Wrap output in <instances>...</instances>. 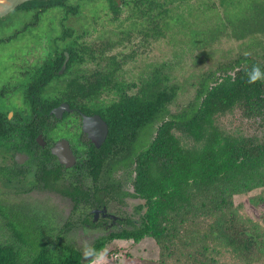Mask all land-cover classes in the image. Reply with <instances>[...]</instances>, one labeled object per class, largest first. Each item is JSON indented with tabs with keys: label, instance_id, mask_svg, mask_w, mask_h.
Instances as JSON below:
<instances>
[{
	"label": "trees",
	"instance_id": "trees-1",
	"mask_svg": "<svg viewBox=\"0 0 264 264\" xmlns=\"http://www.w3.org/2000/svg\"><path fill=\"white\" fill-rule=\"evenodd\" d=\"M61 1L34 0L18 8L49 7L61 5ZM109 1L116 13L119 7L114 0ZM125 3L132 12L154 23L153 29L158 32L156 19L167 10L155 12L156 0ZM252 9L257 12V19ZM241 15L242 19L232 21L245 27L260 20L259 28L263 30L264 0L250 5ZM261 56L264 58V54ZM253 65L264 72V63L252 56L244 55L232 64L219 65L216 71L202 77L193 99L176 114L170 113L168 106L178 86L169 84L168 77H160L157 70L141 81L135 93L128 97L123 94L119 103L109 105L120 111L108 114V138L94 150L87 171L95 178L99 173L100 154L116 147L115 154L121 159L110 162L107 171L110 173L119 166L132 167L127 173H134L131 176L133 192L124 191L122 195L138 197L143 203L134 207L139 214L138 224L98 237L89 247L100 253L116 238L138 242L149 237L158 245V264H264V225L241 215L233 201L235 195L264 188V81L247 83L246 73ZM110 87L123 92L125 85H109L101 80L72 83L64 100L71 105L77 97L92 100ZM27 103L31 107L37 105L36 100ZM57 103L58 100L47 101L50 107ZM91 106L94 103L82 104L83 108ZM235 109L241 118L252 121L256 132L235 135L220 129L216 124L218 118ZM1 118L6 120L4 115ZM157 121L160 123L154 129ZM6 131L7 126H2L1 132ZM142 134L145 141L141 143ZM127 138L125 152L122 146H117ZM101 188L111 193L114 182L106 180ZM70 189L61 192L70 195L75 204L81 198L94 204L79 185ZM92 196L99 200L95 193ZM0 215L3 218L0 230L5 229L7 234L0 240V264L91 261V258L83 260V249L63 241L64 234L52 233L44 219L45 213L22 204L0 202Z\"/></svg>",
	"mask_w": 264,
	"mask_h": 264
},
{
	"label": "flooded vegetation",
	"instance_id": "flooded-vegetation-1",
	"mask_svg": "<svg viewBox=\"0 0 264 264\" xmlns=\"http://www.w3.org/2000/svg\"><path fill=\"white\" fill-rule=\"evenodd\" d=\"M114 1L119 7L116 13L112 11L109 0H106L105 5L100 6L102 9L108 8L110 11L107 14L112 18L115 19L123 8L132 12L130 5L125 3L128 0H121V3L118 0ZM175 1L156 0V4ZM259 1L249 0V4L256 5ZM81 2H89V0ZM78 4L81 5L77 1L74 4L76 6H72L68 0H62L61 5L49 7L42 5L30 9L18 8L23 5L21 4L0 17V20L8 18L4 24L10 25L7 23L8 20L11 21L15 17L16 20L23 18V14H11L15 10L23 13L28 12L33 16L30 23L26 22L25 25L15 29L12 33L5 36H1L0 33V42L8 43L12 40L16 41L20 37H26L33 31H38L34 27L43 21L41 17L39 20L41 14H45L50 9H56L60 13H55L57 14L55 17H58L57 21H54L53 18L52 21L49 20L46 23L47 29H51L50 36L42 35L38 31L35 37L34 34L32 37L27 36V42L23 43L24 45L0 44L4 47L0 48L4 57L13 54V58L6 63L3 72L6 73L4 78L6 80L0 76V101L15 100V98L21 101V104L12 110L0 108V202L7 205L22 204L29 207L28 203L20 202L16 197L26 196L33 192L51 193L61 198H67L71 205L67 219L61 227L64 228L62 233L73 228L104 231L96 236L98 238L119 233L139 222V214L135 213L134 208L127 216L120 214L119 210L114 211L113 209L114 205H124L125 200L140 199L128 194L122 195L124 191L133 192V188L129 190L126 187V185L132 187L131 176L134 173L130 175L127 173L132 167L119 166L110 173L107 171L110 162L121 159V156L115 154L116 147L106 154H100L99 173L95 178L89 173V169L87 171V164L96 152L94 150L100 148L108 138L110 118L108 114L120 111L109 108V105L119 103L123 94L128 97L135 93L141 81L146 78H140L139 85L135 83V80L129 79V64L135 51H131L126 45L121 43L90 45L82 41L85 31L75 34L76 31L73 27H79L82 20H78V23L73 25L66 24V21L69 20V14L77 10ZM67 8H71V10L68 11ZM165 9L168 10L167 7ZM251 12L257 19V12L253 9ZM93 15L98 16V12L95 11ZM240 19H242L241 16ZM230 20L232 21L231 18ZM232 22L235 37L238 39L249 33H255L256 31L253 30L260 29L257 28L256 23L244 27L235 21ZM80 27L82 28V26ZM156 70L160 77L167 76L161 74V69L156 67L146 77L152 75ZM203 76L205 74L200 76L199 81ZM167 77L169 81V76ZM104 78L106 79L104 80ZM96 80L106 81L109 85L122 83L125 88L122 92L110 87L100 91L92 100L77 97V101L72 105L64 100L68 97L67 87L69 84L90 83ZM131 83L135 85L132 87ZM49 88L53 89V95L46 96L44 92ZM33 100L37 102L35 107H31L27 103ZM51 100H58V103L50 107L47 101ZM84 103H94V106L83 108L82 104ZM2 115L8 122L2 121ZM159 123L160 121H157L154 124V129ZM2 126H7L5 133L1 132ZM144 137L142 134L141 143L145 141ZM123 142L117 148L122 146L126 152L129 139L127 138ZM64 147L68 148L70 154L65 152ZM53 149H56L58 154L63 153L65 159L62 160L64 157L60 158L54 154ZM106 180L114 182L111 193L101 188ZM75 185L82 187L83 192H88L87 199L91 202L94 201V204L86 202L84 198L80 199V203L75 204L70 195L61 192L65 188L72 190L70 186ZM92 193H95L99 200H94Z\"/></svg>",
	"mask_w": 264,
	"mask_h": 264
},
{
	"label": "rangeland",
	"instance_id": "rangeland-1",
	"mask_svg": "<svg viewBox=\"0 0 264 264\" xmlns=\"http://www.w3.org/2000/svg\"><path fill=\"white\" fill-rule=\"evenodd\" d=\"M77 1L81 5L78 4L77 10L69 14L66 24L73 25L77 24L78 20H82V23L79 22L81 23L79 27H72L76 31L75 34L85 31L82 41L86 44L101 46L121 43L131 51H135L129 64V79L135 80L138 85L140 78H147V74L153 68L161 69V74L169 76L168 83L178 86L176 98L169 105V112L172 114L185 108L193 98L200 76L216 71L219 65L232 64L244 55L252 56L257 62L264 63V58L261 56L264 54V31L253 30L256 32L238 39L231 25L233 22L230 18L239 20L241 14L249 10V0H185L182 2L176 0L164 3L165 5H156L154 6L155 12L163 9V6L168 8L163 16L160 15L156 19L158 32L153 29L154 23L147 22L144 17H140L136 12L133 14L129 9L123 8L115 19L112 18L107 14L110 11L108 8H101L106 0H89V2L68 0V3L76 6L74 4ZM118 1L121 3V0ZM95 11L98 12V16L93 15ZM55 13L60 14L56 9H50L45 14H41L39 20L41 17L43 21L34 28L40 34L50 36L51 29H47L46 23L49 20L52 21L53 18L54 21L58 18L55 17L57 15ZM11 14H23V18L16 20L15 17L11 21L8 20L7 23L10 25L4 24L8 18L0 20L1 36L12 33L33 19L28 12L15 10ZM259 21L256 22L257 28L261 25ZM38 31L26 35L32 37L34 34L35 37ZM27 36L8 43L3 41L0 44L24 45L23 43L27 42ZM0 48L4 47L0 46ZM3 55L0 52L2 79L6 76V73H3L6 63L13 58V54L6 57ZM52 91L53 89L49 88L44 93L50 96L53 95ZM20 104L21 101L18 98L8 99L0 101V108L12 110ZM216 124L220 129L235 135L256 132V126L252 121L241 118L237 109L220 116ZM126 187L129 190L132 189L131 185H126ZM16 198L20 202L28 203L31 209L45 213L44 219L47 220L48 228H52V233L64 234L62 240L76 248L83 249L85 245L90 246L96 236L104 232L73 228L62 233L61 227L67 219L71 205L67 198L51 193L34 192ZM233 201L241 215L264 225V188L235 195ZM139 203H143V200L129 199L125 200L124 205H114L113 209L127 216ZM2 219L0 215V224L3 222ZM0 232V240H3L7 235L6 231L3 229ZM227 257L231 260L230 256ZM158 258L159 248L152 238L145 237L138 242L115 239L99 253L97 264H158ZM83 260L86 261L85 258ZM85 264H91V261Z\"/></svg>",
	"mask_w": 264,
	"mask_h": 264
},
{
	"label": "clouds",
	"instance_id": "clouds-1",
	"mask_svg": "<svg viewBox=\"0 0 264 264\" xmlns=\"http://www.w3.org/2000/svg\"><path fill=\"white\" fill-rule=\"evenodd\" d=\"M246 76L247 83L249 84H255L258 81H264V72H262L259 66L257 65H253L251 70L246 73ZM82 255L85 259L91 258V264H97L99 253H97L94 248L85 245L82 250Z\"/></svg>",
	"mask_w": 264,
	"mask_h": 264
},
{
	"label": "water",
	"instance_id": "water-1",
	"mask_svg": "<svg viewBox=\"0 0 264 264\" xmlns=\"http://www.w3.org/2000/svg\"><path fill=\"white\" fill-rule=\"evenodd\" d=\"M29 1H34V0H0V17L6 15L10 11H12L14 8H16L17 6L24 4L26 2H29ZM105 133H106V130H105ZM63 149L65 150L67 154H70L67 147H64ZM52 152L56 154L58 157L60 156V158L64 157V154L63 153L58 154L56 149H53ZM64 159L65 157L62 160Z\"/></svg>",
	"mask_w": 264,
	"mask_h": 264
}]
</instances>
